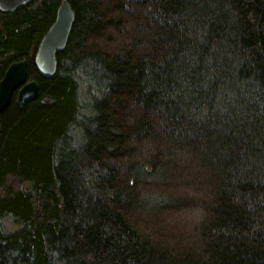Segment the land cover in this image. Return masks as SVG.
Returning <instances> with one entry per match:
<instances>
[{
	"label": "trees",
	"instance_id": "trees-1",
	"mask_svg": "<svg viewBox=\"0 0 264 264\" xmlns=\"http://www.w3.org/2000/svg\"><path fill=\"white\" fill-rule=\"evenodd\" d=\"M60 2L0 11V79L38 84L0 112V264H264V0H68L44 77Z\"/></svg>",
	"mask_w": 264,
	"mask_h": 264
},
{
	"label": "water",
	"instance_id": "water-1",
	"mask_svg": "<svg viewBox=\"0 0 264 264\" xmlns=\"http://www.w3.org/2000/svg\"><path fill=\"white\" fill-rule=\"evenodd\" d=\"M31 0H2L0 9L6 13L13 11ZM74 21V12L68 0H61L54 22L41 38L34 54V63L39 73L44 77H51L56 71V52L66 46L71 27ZM27 60L20 59L8 64L0 79V112L4 110L16 91V104L22 107L33 99L38 91L35 80H27Z\"/></svg>",
	"mask_w": 264,
	"mask_h": 264
},
{
	"label": "bare ground",
	"instance_id": "bare-ground-1",
	"mask_svg": "<svg viewBox=\"0 0 264 264\" xmlns=\"http://www.w3.org/2000/svg\"><path fill=\"white\" fill-rule=\"evenodd\" d=\"M30 2V1H29ZM28 2V3H29ZM137 5H134L133 6V4H132V10L135 12V13H138L139 12V10H144L145 11V13H147V14H149L150 12H153V8L151 7V5L150 4H148V3H142L141 1L139 2V3H136ZM54 18H56V14H55V17ZM24 59V58H23ZM13 61H15V60H13ZM16 97V96H15ZM16 99V98H15ZM17 100V99H16ZM16 102V101H15Z\"/></svg>",
	"mask_w": 264,
	"mask_h": 264
},
{
	"label": "rangeland",
	"instance_id": "rangeland-1",
	"mask_svg": "<svg viewBox=\"0 0 264 264\" xmlns=\"http://www.w3.org/2000/svg\"><path fill=\"white\" fill-rule=\"evenodd\" d=\"M17 8H15V9H13V10H16ZM38 47V46H37ZM33 48V47H32ZM36 49V48H35ZM34 49V50H35ZM36 51V50H35ZM35 54V53H34ZM32 56V49H31V51L29 52V57H31ZM27 80H32V79H27ZM15 93H16V91H15Z\"/></svg>",
	"mask_w": 264,
	"mask_h": 264
}]
</instances>
